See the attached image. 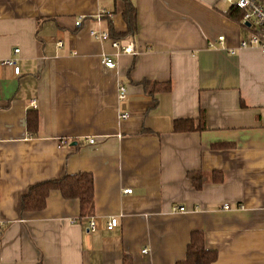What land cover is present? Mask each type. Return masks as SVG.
I'll list each match as a JSON object with an SVG mask.
<instances>
[{
  "label": "crops",
  "instance_id": "0c3cea01",
  "mask_svg": "<svg viewBox=\"0 0 264 264\" xmlns=\"http://www.w3.org/2000/svg\"><path fill=\"white\" fill-rule=\"evenodd\" d=\"M129 1L135 35L125 0H0V264H178L194 232L214 264H264V55L238 50L253 31L224 0ZM80 173L92 217L59 191L23 210L35 185Z\"/></svg>",
  "mask_w": 264,
  "mask_h": 264
},
{
  "label": "trees",
  "instance_id": "16d2710c",
  "mask_svg": "<svg viewBox=\"0 0 264 264\" xmlns=\"http://www.w3.org/2000/svg\"><path fill=\"white\" fill-rule=\"evenodd\" d=\"M126 2L124 19L128 26L127 35H135L137 32V12L134 5ZM228 18L242 24L244 12L236 7H231L227 13ZM148 86V85H147ZM166 91L171 89L170 85L164 88ZM155 93V90L151 92ZM28 130L35 136L38 132V115L35 112L28 113ZM193 127L187 121H176L174 131L176 133L183 131H192ZM195 186L200 188L203 183L202 177H193ZM52 191H59L66 200H79L81 205V217H92L95 207L94 201V178L92 174L80 173L77 175H66L60 180H49L39 183L32 187L29 193L23 198L22 208L24 211L40 212L46 208L47 199ZM218 259L216 251L208 250L205 245L204 235L200 232H194L191 242L188 246L186 258L178 264H214ZM124 264H133L130 258L124 259Z\"/></svg>",
  "mask_w": 264,
  "mask_h": 264
},
{
  "label": "built area",
  "instance_id": "2783aa9c",
  "mask_svg": "<svg viewBox=\"0 0 264 264\" xmlns=\"http://www.w3.org/2000/svg\"><path fill=\"white\" fill-rule=\"evenodd\" d=\"M226 4L230 7H236L239 10L244 12V17L242 20V24L247 26L250 24L248 29L253 31V34L250 37L243 39L239 43L238 50H246V49H258L264 55V4L259 2L258 0H224ZM100 19V17L98 18ZM83 23V20L80 19L76 23V26L79 27ZM90 34L92 38L98 42H106L110 41L112 47L119 52L127 55H134V46L133 42H130L126 47L122 48L119 41L111 40L110 36L107 32H103L100 30H91ZM225 41L224 37L219 38V43H223ZM60 46L62 44L60 43ZM15 53H20V50L16 49ZM231 55H236L237 50H231ZM103 65L108 69H113L116 67V62L108 56H104L102 59ZM4 66H12L15 69L16 75L20 74V68L17 66L15 60H8L3 62ZM126 91L124 88L120 89V99L123 100L125 98ZM35 107V103L32 104ZM129 115H123L122 119L127 120L129 119ZM90 144H95V140H90ZM124 194H132V190H126ZM225 210H230L229 206L224 207ZM180 212H185V208H179ZM118 226L117 218H112L108 224L109 230H114ZM97 230L96 224L94 221L90 223V227L88 229L89 234L95 233ZM147 253V250L144 251Z\"/></svg>",
  "mask_w": 264,
  "mask_h": 264
},
{
  "label": "water",
  "instance_id": "95a60500",
  "mask_svg": "<svg viewBox=\"0 0 264 264\" xmlns=\"http://www.w3.org/2000/svg\"><path fill=\"white\" fill-rule=\"evenodd\" d=\"M247 27H250V24H247Z\"/></svg>",
  "mask_w": 264,
  "mask_h": 264
}]
</instances>
